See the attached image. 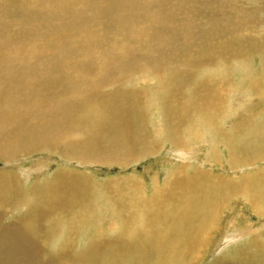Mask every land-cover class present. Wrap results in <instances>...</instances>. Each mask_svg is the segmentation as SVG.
I'll return each mask as SVG.
<instances>
[{
    "label": "bare ground",
    "instance_id": "obj_1",
    "mask_svg": "<svg viewBox=\"0 0 264 264\" xmlns=\"http://www.w3.org/2000/svg\"><path fill=\"white\" fill-rule=\"evenodd\" d=\"M78 2L91 11L89 14L98 16L103 10H109L112 14L109 21L116 22L120 29L133 25L136 28L130 30L129 38L120 37L117 52L105 53V49L100 52L102 37L91 31V24L84 22L81 12L70 10ZM49 3L54 5L53 12L63 15L60 21L54 19L59 24L54 25L50 35L35 32L32 21L27 22L25 17L17 15L11 20L16 31L7 33L2 32L5 27L0 29V161L6 164H22L26 157L46 151L85 166L124 167L148 154L153 147L144 142L146 113L140 107L138 96L129 90L110 95H102L99 91L103 83L137 71L138 67L142 75H154L162 82L166 100L171 103L166 117L169 118V141L179 145L182 140L178 130L184 115L207 111L216 105L206 85L202 84L190 87L189 98L184 100L181 91L190 74L189 66L217 58L223 60L222 57L243 54L247 49L264 52L263 36L240 40L227 36L234 21L248 20L246 27L255 28L259 26L255 22L260 20L262 24L264 19L255 15L256 12L235 15L232 11H221L217 0H46L41 6L47 9ZM224 13L231 15L227 14L228 17ZM67 14L70 19H65ZM202 16H212V19L200 22ZM34 19L44 17L35 16ZM35 36L42 41L39 47L34 44ZM129 40L142 41L154 48L165 45L170 49L160 54L152 53L147 58L142 53L140 58L124 59L121 56L127 55L126 42ZM74 45L81 49V55L86 52L87 58L100 53V61L86 66L81 60L72 61L71 55H65L64 59L70 62L61 60L56 65L42 61L23 65L25 58L34 55L42 58L52 47L66 50ZM66 64L71 65L68 72L79 76L78 83L86 85V89L75 85L70 73L65 76L60 70L55 72ZM178 107L183 111L177 113ZM169 112L176 113L170 115ZM38 165L37 162L33 168L39 171ZM16 175L8 167L0 169V219L10 209L20 207L24 210L22 219L7 225L0 222V264H41L39 244L51 241H57L58 248L47 264H185L187 258L208 240L219 201L243 186L247 187L248 198L257 199L259 195L264 198V179L261 181L257 177L245 178L239 183L214 177L201 183L202 177L196 174L188 178L177 176L150 197L140 198L143 201L141 224L135 228L132 224L135 213L127 208L135 200L134 191H128L132 185L126 187L127 182L120 181L122 177L97 187L89 183L83 172L60 168L49 177H43L44 181H35L23 189ZM96 198H103L108 206L101 214L119 218L121 226L111 236L95 232L74 252L76 250L64 243L69 242L71 235L76 238L88 228ZM244 255L218 264H264L257 262L258 259L255 261L256 256L248 259L250 255Z\"/></svg>",
    "mask_w": 264,
    "mask_h": 264
},
{
    "label": "rangeland",
    "instance_id": "obj_2",
    "mask_svg": "<svg viewBox=\"0 0 264 264\" xmlns=\"http://www.w3.org/2000/svg\"><path fill=\"white\" fill-rule=\"evenodd\" d=\"M13 1L15 3L0 0V29L5 27V31L2 32L9 33L10 31H16V27L11 26V20L14 17L20 16L25 17L27 22L28 20L32 21L35 32L40 33L42 31L40 33L42 36H48V34L50 35L53 32L54 25L59 24V18H63L62 13L58 11L53 12L55 10L53 4L49 3L47 9L41 6L42 2L46 0ZM217 1L220 2L221 8H219L221 11H232L235 15L237 12H256L257 14L255 15L264 19V0ZM70 10L81 12L84 22L91 24V31L95 35L102 37L100 48L98 49L100 52L104 51V49L105 53L106 51H110V53L117 52L119 39L123 37L129 38V34L131 33L130 30L134 28L133 25L131 28L128 26L127 28L121 27L120 29L116 22H110L109 20L112 14L109 10H103V14L98 16L94 13H92V15L89 14L91 11L85 7L83 8V4L81 5L80 2L76 3ZM85 11L86 13H84ZM227 14H229V16L231 15L230 13ZM227 14L224 13L225 16H228ZM69 15H65V19H70L71 17ZM35 16H41L44 17V19L35 20ZM56 18L58 19L57 22L55 21L57 20ZM200 19L201 20H199L198 17L197 20L200 22H208L212 19V16H202ZM247 21L248 20L234 21L227 36L233 40L264 37L263 21H261L263 22L262 24H259L260 20H258L259 22H255L259 25L255 28L246 27L245 24L248 23ZM2 34L5 35V33ZM12 34H14V32ZM39 39L40 37L36 36L33 38L34 44L38 47L42 44V41ZM141 42L142 41L131 40L126 42V48H129V50L126 56L123 54L121 57L124 59H135L140 58L142 53L144 55L143 57H149L152 53L160 54L170 49L165 45L156 46L154 48V46L144 45ZM78 48L79 47L76 45L66 50L52 47L47 53L44 52V57L42 58L34 54V57L25 58L23 65L31 66L32 62L33 65H36L37 62L42 61L48 64L54 63L56 65H58L61 60L66 63L70 62L69 59H64L65 55H71V58L74 59L72 61L81 60L86 66H91L92 61H100V53H97V55L94 54L95 56L92 54L91 58H87L86 52H83L81 55V49ZM57 58H59V60L55 61ZM222 58V61L220 58H217L198 65L192 63L193 65L189 66L190 74L182 89L183 92L181 91L184 100L185 98H189L190 87L202 84L204 86L206 85L205 88L208 90L207 93L210 92L209 94L212 96V100L216 105L207 111H193L184 115L178 130L182 140L179 145L169 141L167 126L169 118L166 117L168 107L171 103L166 100L162 82L154 75L150 77H146L145 74L142 75L140 67H138L139 70L137 71L124 74L120 78L114 79L115 81L103 83L100 85L99 91L102 95H110L119 90H129L130 92H134L136 97L138 96L140 107L146 113L144 122L147 128L144 131V136L146 135L144 142L152 145L153 148L149 152L151 154H144L140 158L130 161V163L124 167H120L118 165L85 166L75 161H67L57 154L38 151L26 157L22 164L15 163L11 165L0 161V169L8 167V169L17 173L16 177L20 187L23 189H26L36 182L40 183L44 181V178L49 177L55 170H59L60 168L83 172V175L86 176L92 186L107 184L114 178L122 177L120 181L127 182L126 187H128L127 185L129 184L132 185L128 191H134L135 200L133 203H130L127 208L135 213L132 220L133 227L135 228H139L141 224L140 215L143 208L141 203L143 201H141L140 198L150 197L155 190L158 191L159 189L165 188V185L168 183L167 181L170 183L173 178L177 176L188 178L196 174L202 177V179L199 180L201 183L203 180L205 181L214 177L220 178L225 182L230 181L236 183L250 177H257L263 181L264 52L259 53L256 49H247L243 54H232L227 58ZM88 61L89 64H87ZM190 68H192V70ZM69 69H71V65L66 64L65 67H59L55 72L60 70V74L69 76L70 73L71 76L72 71L68 72ZM80 79L81 78L75 74L70 77V80L75 85H80L79 87L81 89H86V85L78 83ZM177 109V113L183 111L182 107H178ZM171 113L175 115L176 112ZM260 127L261 129L259 130ZM229 141H231V144ZM241 149L242 151L238 152ZM235 155L237 156L235 157ZM240 157L243 160L240 159ZM17 160L19 161L21 158ZM37 162L39 163L37 166L39 171L36 170V167L33 168ZM171 175L174 176L171 178ZM241 176L244 177L242 178ZM97 187H102V185ZM186 191L187 190H184V192ZM180 193L183 194V190ZM246 193L247 187L243 186L239 188L236 193H231L226 197L224 196L225 198L218 202L219 208L217 207L215 216L211 220L212 230L209 231L206 238L208 240L202 243L192 256H189L190 259L189 257L187 258L185 264H218L219 261H233L236 255L238 256L239 254L240 256H243V254L250 255L248 259L256 256L254 257L255 261L258 259L257 262H264V198H262L263 195L262 197L259 195L257 199L252 200L250 197H247ZM94 202V215L89 219L91 222L88 228L77 235L78 237L76 236V238L74 235H71L69 242L64 243L68 245L69 248H72L73 251L76 250L74 252L80 250L95 232L102 233L103 236H111L116 232L115 230L121 226V220L119 218H114L108 214H101V210H105L108 207L103 198H96ZM23 211L24 210L20 207L8 210V212L3 213L1 216V224L7 225L15 222L17 219H22L24 214ZM136 218L140 220L137 222ZM39 245H41L42 249L39 257L40 263L47 264L54 258L58 248V242L51 241L48 244L41 242ZM247 249L250 250L248 251ZM260 258L262 259L260 260Z\"/></svg>",
    "mask_w": 264,
    "mask_h": 264
}]
</instances>
